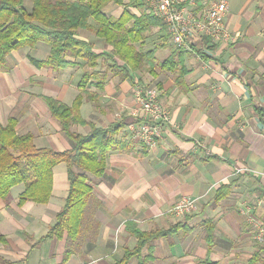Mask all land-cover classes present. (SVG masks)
<instances>
[{
  "label": "crops",
  "instance_id": "1",
  "mask_svg": "<svg viewBox=\"0 0 264 264\" xmlns=\"http://www.w3.org/2000/svg\"><path fill=\"white\" fill-rule=\"evenodd\" d=\"M193 1L201 8L205 0ZM226 1L224 25L232 38L197 52L180 47L187 68L180 81V65L163 63L175 44L156 46L162 34L156 27L134 43L142 53H153L139 68L121 77L107 65L103 81L91 77L84 88L79 81L91 69L79 58L66 56L71 63L59 70L31 63L28 55L47 59L45 42L6 56L0 70V123L14 118L16 133H31L35 147L62 151L73 146L49 111V97L67 106L81 98L78 115L87 123H71L73 133L87 134L90 124L122 127L105 154L103 173L89 176L91 192L75 238L66 232L45 238L68 193L64 162L52 168L46 202L19 204L24 182L0 198V264H114L137 245L129 222L142 231H171L150 248L142 246L128 264H248L256 252V264H264V245L252 232L255 224L264 226V0ZM122 10L114 9L111 16ZM78 36L96 53L107 54L108 63H123L94 32ZM101 61L95 70L104 68ZM141 82L155 84L170 116L151 147L127 127L138 106L134 88ZM223 185L228 193L217 200ZM182 198L194 199L196 209L177 216L170 208Z\"/></svg>",
  "mask_w": 264,
  "mask_h": 264
},
{
  "label": "trees",
  "instance_id": "2",
  "mask_svg": "<svg viewBox=\"0 0 264 264\" xmlns=\"http://www.w3.org/2000/svg\"><path fill=\"white\" fill-rule=\"evenodd\" d=\"M25 1L0 0V70L6 67V56L12 50L32 47L43 41L49 45L47 59L37 61L28 55L31 63L59 70L71 63L66 56L79 58L91 69L79 81V87L84 88L91 77H96L99 83L102 82L107 65L110 71L121 77L129 75V69L139 68L143 57L152 56L153 53L152 50L142 53L134 43L141 41L153 27L162 32L156 46L166 45L171 41L165 25L152 14L144 0H30L29 9L25 7ZM109 2L123 8L120 16L113 17L104 12ZM129 7L137 8L140 13L130 12ZM90 19L92 23L89 22ZM80 28L90 30L103 38L111 45V53L123 63H108L105 60L107 54L93 51L90 42L79 38ZM183 58V50L173 45L170 56L163 62L165 66L169 64V67L172 63L180 65L177 81L187 73V68L182 64ZM100 59L103 60L101 64L103 62L104 68L95 70ZM80 101L81 98L76 97L67 106L53 98H46L51 115L58 120L63 133L73 140L70 149L56 151L37 148L31 133H16L14 118H9L5 125L0 123V198H5L12 186L24 182L25 188L18 197L19 204L26 200L46 202L51 195L52 168L59 162L66 165L68 193L45 238L60 237L63 232H66L69 239L77 236L86 198L91 192L89 176L99 177L103 173L105 154L113 147V136L122 127V124L113 123L106 128H98L88 123L90 131L87 134L71 132V123H87L78 115ZM227 187L228 185L219 187L215 199L220 200L227 195ZM126 227L137 237V245L126 250L114 264H128L132 256L139 255L142 246L147 244L150 248L154 239L171 231V228L142 231L132 222ZM213 229V225L207 226L209 242L213 237ZM262 247L260 246L259 251ZM66 251L70 252L68 248ZM258 260L259 252H256L249 258L248 264H256ZM1 264L11 262L3 261Z\"/></svg>",
  "mask_w": 264,
  "mask_h": 264
},
{
  "label": "built area",
  "instance_id": "3",
  "mask_svg": "<svg viewBox=\"0 0 264 264\" xmlns=\"http://www.w3.org/2000/svg\"><path fill=\"white\" fill-rule=\"evenodd\" d=\"M144 1L152 14L163 22L171 42L178 47L197 52L206 45L228 42L232 38L224 25L228 10L226 0H205L201 8L193 0ZM205 38L206 44L203 41ZM134 95L138 106L133 112L134 119L127 127L147 147H151L170 122L169 112L158 100L156 89L137 88ZM195 209L194 199L182 198L170 208V212L182 216ZM252 232L256 241L264 245V226L255 224Z\"/></svg>",
  "mask_w": 264,
  "mask_h": 264
},
{
  "label": "rangeland",
  "instance_id": "4",
  "mask_svg": "<svg viewBox=\"0 0 264 264\" xmlns=\"http://www.w3.org/2000/svg\"><path fill=\"white\" fill-rule=\"evenodd\" d=\"M30 0H26L25 1V7L27 8V9H29L30 8ZM121 6H118V5H116L115 3H113V2H110L109 4H107L106 6H105V8H104V12H106L108 15H111V13L114 11V9H120L121 10ZM89 22H93L91 19L89 20ZM79 32H82V33H85V34H87L88 36H90V30H87V29H83V28H80L79 29V31H78V33ZM155 32H153V34H154ZM43 42V41H42ZM154 85L155 84H152V83H142L141 82V85L140 86H137V87H135L134 88V90H136L137 88L138 89H143V90H146V89H155V87H154ZM261 246H263V245H261Z\"/></svg>",
  "mask_w": 264,
  "mask_h": 264
}]
</instances>
